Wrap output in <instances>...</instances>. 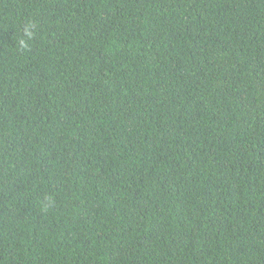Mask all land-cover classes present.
Listing matches in <instances>:
<instances>
[{
	"label": "trees",
	"instance_id": "16d2710c",
	"mask_svg": "<svg viewBox=\"0 0 264 264\" xmlns=\"http://www.w3.org/2000/svg\"><path fill=\"white\" fill-rule=\"evenodd\" d=\"M0 264H264V0H0Z\"/></svg>",
	"mask_w": 264,
	"mask_h": 264
}]
</instances>
